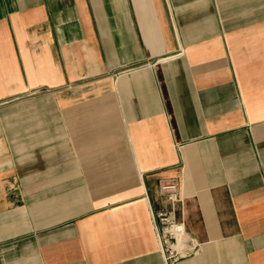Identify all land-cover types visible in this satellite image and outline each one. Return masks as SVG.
I'll use <instances>...</instances> for the list:
<instances>
[{
	"label": "crops",
	"instance_id": "1",
	"mask_svg": "<svg viewBox=\"0 0 264 264\" xmlns=\"http://www.w3.org/2000/svg\"><path fill=\"white\" fill-rule=\"evenodd\" d=\"M160 213L264 264V0H0V264H166Z\"/></svg>",
	"mask_w": 264,
	"mask_h": 264
},
{
	"label": "built area",
	"instance_id": "2",
	"mask_svg": "<svg viewBox=\"0 0 264 264\" xmlns=\"http://www.w3.org/2000/svg\"><path fill=\"white\" fill-rule=\"evenodd\" d=\"M159 190L172 206L181 200L180 184L176 178L161 180ZM153 218L156 236L166 264H174L194 248L192 236L172 213L156 214Z\"/></svg>",
	"mask_w": 264,
	"mask_h": 264
}]
</instances>
